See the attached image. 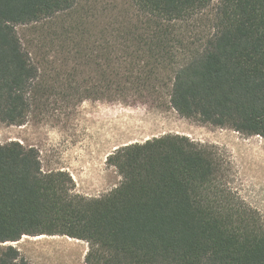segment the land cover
<instances>
[{
    "label": "trees",
    "instance_id": "obj_1",
    "mask_svg": "<svg viewBox=\"0 0 264 264\" xmlns=\"http://www.w3.org/2000/svg\"><path fill=\"white\" fill-rule=\"evenodd\" d=\"M128 1L0 0V123L30 111L43 67L15 27L37 25L77 102L149 104L264 139V0ZM105 163L119 184L87 198L66 172H44L36 149L0 144V244L64 236L87 243L86 264H264V222L215 149L166 134ZM0 264L29 263L9 245Z\"/></svg>",
    "mask_w": 264,
    "mask_h": 264
},
{
    "label": "rangeland",
    "instance_id": "obj_2",
    "mask_svg": "<svg viewBox=\"0 0 264 264\" xmlns=\"http://www.w3.org/2000/svg\"><path fill=\"white\" fill-rule=\"evenodd\" d=\"M102 3L117 10H131L128 0ZM15 29L31 58L43 69L25 123H0V144L16 141L36 149L44 172H66L74 194L99 198L121 180L115 169L105 163L115 149L166 134L185 136L200 146L215 149L225 164L228 186L264 222L263 138L186 119L169 108L149 104L129 107L104 100L77 102L56 82L50 70L51 63L55 64L51 53L37 46L41 39L38 26L18 25ZM9 245L29 264H86L87 243L64 236H24L17 242L0 244V251Z\"/></svg>",
    "mask_w": 264,
    "mask_h": 264
},
{
    "label": "bare ground",
    "instance_id": "obj_3",
    "mask_svg": "<svg viewBox=\"0 0 264 264\" xmlns=\"http://www.w3.org/2000/svg\"><path fill=\"white\" fill-rule=\"evenodd\" d=\"M40 237H41V236H40ZM40 237H37V238L39 239Z\"/></svg>",
    "mask_w": 264,
    "mask_h": 264
}]
</instances>
